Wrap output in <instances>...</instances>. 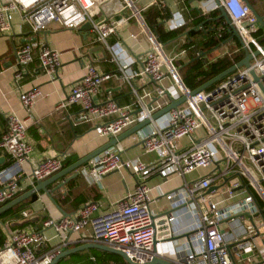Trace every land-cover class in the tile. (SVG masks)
Segmentation results:
<instances>
[{
	"label": "built area",
	"instance_id": "2783aa9c",
	"mask_svg": "<svg viewBox=\"0 0 264 264\" xmlns=\"http://www.w3.org/2000/svg\"><path fill=\"white\" fill-rule=\"evenodd\" d=\"M111 1L0 0V29L11 23L13 13H18L29 24L32 35L30 41L15 50L12 81L22 107L31 111L41 91L37 87L22 89L28 66L36 60L51 81L57 79L61 66L60 53L36 36L47 31L51 23L68 30H78L89 23L94 41L108 53L110 62L117 66L116 71L102 72L93 64H86L83 77L69 87L55 110L79 106L75 124H88L101 137H116L150 120L133 137L145 153L155 154L157 158L148 163L138 157L123 159L116 147H110L90 159L79 169L89 185L99 186L108 174L125 171L135 178L133 191L126 193L105 214L98 213V202L88 201L70 216L48 219L44 228H51L60 238V243L50 249L46 247L49 240L43 232L12 228L9 222H0L3 237L0 264H50L68 246V234L85 229L90 234L88 242L122 251L138 264L154 256L170 259L175 264H264V215L259 214L264 210V46L255 37L260 29L255 17L242 0H216L217 3L212 0L213 9L224 10L242 49L251 55L249 67L238 69L212 89L197 92L168 111L161 117H166L162 125L157 119L151 120L152 116L190 91L181 83L174 58L164 54L163 46L148 28H143L139 16L152 5L166 8L167 4L164 0H153L138 9L135 0H122L123 5L119 3L113 14L100 11L103 4ZM98 14L103 17L100 21L96 19ZM131 19L138 21L151 44L136 72L130 71L134 59L125 58L121 41L108 42ZM184 24L175 14L163 21L169 31ZM135 78L152 82L156 87L140 94L131 84ZM107 81L127 85L131 101L120 105L109 94L103 101L99 100L101 86ZM158 100L165 102L161 104ZM6 120L0 151L6 154L8 165L0 171V207L20 193L22 179L30 183L45 181L61 171L63 162L58 156H48L26 173L23 165L34 149L27 141L29 119L7 114ZM198 131L201 134L196 136ZM197 171L203 173L187 179ZM154 176L163 181L172 177L182 179L179 188L160 193L170 211L165 219L169 234L159 238L156 249L152 226L155 216L150 210L152 199L148 185ZM211 187L216 189L207 193ZM186 215L191 219V226L181 232L171 230L169 224ZM21 216L27 218L29 213L23 211ZM154 221L158 219L155 217ZM172 233L184 234L171 242L168 239Z\"/></svg>",
	"mask_w": 264,
	"mask_h": 264
},
{
	"label": "crops",
	"instance_id": "0c3cea01",
	"mask_svg": "<svg viewBox=\"0 0 264 264\" xmlns=\"http://www.w3.org/2000/svg\"><path fill=\"white\" fill-rule=\"evenodd\" d=\"M135 1L139 3L142 0ZM152 1L144 0L143 7L148 6ZM164 1L171 16L175 14V18H182L184 22L186 20L190 22L193 10L202 13L214 11V2L212 0ZM254 2L259 10L264 12V4L257 0H254ZM115 11V7L111 11L106 10L109 13L108 15L110 13L113 14ZM96 17L99 21L103 18H101L100 14ZM258 26L260 27L259 24ZM191 29L196 32L199 30L197 28V30ZM30 32L29 24L18 13H14L11 23L6 28L0 29V137L7 128V114H13L20 119H29L27 120V141L34 149L29 161L23 165L26 173H30L31 169L40 160L48 156H58L63 159L62 165L66 161H70L71 165L99 149L109 140V137L98 136L88 124H75V119L81 110L79 106L74 105L63 110H55V107L68 93L69 87L83 77L86 64H93L98 70L107 73L115 72L117 68L114 63L110 62L109 55L108 59L106 58V53L104 56L103 48L94 41L92 32L81 31L80 29L68 30L56 23H51L47 31L36 37L42 39L51 49L60 53L61 66L55 81L49 80L43 74L36 60L28 66L21 82L22 89L29 90L37 87L41 91V96L37 99L31 111L28 112L20 103L18 91L13 84L12 78L15 50L20 45L31 40L32 35ZM131 35H134L135 38H131ZM186 37L187 32L163 46L164 54L168 58L183 56V54H178V52L174 55L167 53V55L165 47L174 46L178 48L185 42ZM234 40L237 39H232L231 37L226 43L221 44L211 53H208L207 57L215 59L223 56L227 52V48L233 46ZM117 41H121L123 44L125 58L127 60L134 59V63L130 66V71H139L142 66L141 57L149 51L151 44L138 21L135 19L129 20V22L120 26L117 32L108 39L110 44H114ZM214 53L217 55L213 56ZM131 84L140 94L144 91H152L156 87L152 82L144 83L138 78L133 79ZM108 94L120 105L128 104L132 99L129 87L114 81H107L102 84L99 100L103 101ZM158 101L161 104L165 102L164 100ZM165 120L166 117H160L157 119V123L163 125ZM121 134L119 135L121 136ZM200 134L201 132L198 131L196 136ZM181 142L184 143L185 141L182 140ZM116 149L121 152L123 159L138 157L143 162L148 163L157 158L155 154L145 153L133 136L121 140L117 144ZM0 157L4 158L0 164L1 171L8 165V160L6 154L2 151H0ZM72 174L70 173L51 183L47 187L48 191L54 189L58 184L64 183ZM192 178L191 175L187 177L188 180ZM181 184L182 179L178 177L168 178L167 181H163L160 177L154 176L149 180L148 185L151 188L152 199L150 210L158 220L166 219L170 212L166 200L160 193H167L177 189ZM20 185L22 190L19 194H23L32 189L36 185V181L30 183L28 180L22 179ZM134 187L135 178L132 174L125 171L108 174L101 180L99 186L89 185L85 178L80 175L65 183L62 188L52 193L51 197L46 196L44 192L37 194L35 199L29 202L23 210L29 213L27 218L21 216L22 211L18 217L5 219L1 223L9 222L12 228H31L43 232L49 240L46 247L50 249L52 248L50 246L54 247L60 243V238H57L51 228H44L43 224L48 219L58 220L61 217L70 216L88 201L99 203V214L108 213L113 210L114 204L123 198L126 193L132 192ZM169 225L173 231H185L191 226V219L186 215L184 218L178 219L175 223H170ZM174 234L178 233L175 232ZM174 234L172 233L170 237H174V239H168L171 242L181 238L180 236H183L181 234L184 233L180 235ZM89 235L87 229L79 233L68 234V248L66 247L65 250L70 249V246L77 247L88 243ZM89 251L91 250L82 252L87 255ZM181 258V253H178V259Z\"/></svg>",
	"mask_w": 264,
	"mask_h": 264
},
{
	"label": "trees",
	"instance_id": "16d2710c",
	"mask_svg": "<svg viewBox=\"0 0 264 264\" xmlns=\"http://www.w3.org/2000/svg\"><path fill=\"white\" fill-rule=\"evenodd\" d=\"M257 1L264 4V0ZM248 2L259 16L264 17V12L259 10L254 0H248ZM170 16L171 13L167 7L161 8L154 5L141 12V17L145 25L154 35L157 42L162 46H166L168 43L176 40L180 35L187 32L185 42L177 48L178 54L182 52H184V54L179 58H174L173 64L178 69V74L182 83L189 91L199 88L244 58L245 53L239 40H234L233 46L228 47L227 52L223 56L217 57L215 59H209L207 57L208 53H211L214 49L219 47L221 44L226 43L228 39L232 37L226 22L222 17H220V12L218 9L208 13H202L193 10L191 12L192 17L190 22L186 20L182 27L171 31L166 30L163 26V21L170 18ZM191 28L199 30L196 32ZM255 37L257 42L264 46V30L260 28L256 32ZM106 58H109L107 53ZM217 84L218 83L209 87L208 89H212ZM69 165L70 161L64 162L61 170L68 167ZM19 195L21 194H18L16 197ZM34 199L35 196H32L1 215L0 222H3L5 219L11 217H18L19 214L25 209L27 204L32 202ZM1 244L2 234L0 232V245ZM71 247L74 248L73 246H70V249ZM57 264L127 263L116 255L91 250L87 255H85L84 252H79L65 257L59 260Z\"/></svg>",
	"mask_w": 264,
	"mask_h": 264
},
{
	"label": "water",
	"instance_id": "95a60500",
	"mask_svg": "<svg viewBox=\"0 0 264 264\" xmlns=\"http://www.w3.org/2000/svg\"><path fill=\"white\" fill-rule=\"evenodd\" d=\"M242 1L246 5V7L251 11V13L253 14V16L256 19V22L264 30V17L259 16L256 13V11L250 5L248 0H242ZM215 3H217L216 0H215ZM218 10L220 12V17H222L227 24V26L229 28V32L232 34V38H236L237 40H239L238 35H237L235 29L233 28V26L231 25V22H230L229 18L227 17L226 13L224 12V10L220 7L218 8ZM139 20H140V23L143 26V28L145 30H147V27H146L141 16H139ZM90 28H91L90 24L85 23L83 26H81L80 30L88 32V31H90ZM102 52L105 56L106 52L104 50H102ZM244 53H245L244 58L240 62L231 66L229 69L220 73L219 75L215 76L213 79H211L210 81H208L204 85L200 86L199 88H197L193 91H190L188 95L181 96L178 100L171 101L167 106H165L163 109L159 110L156 114H154L152 116L151 120H156V119L164 116L168 111L175 109V108H177V106L185 103L189 97L193 96L197 92L207 90L209 87L215 85L216 83H219L220 81H222L223 79H225L227 76L234 73L238 69H240L242 67L248 68L250 60L252 57L246 50H244ZM251 75H252L254 81L258 83V78L255 76V74L253 72H251ZM260 88H261V86H260ZM149 123H150V120H145V121L138 123L137 125L129 128L128 130L124 131L123 134H121V136L117 135L116 137H109V140L103 146H101L99 149H97L94 152L88 154L87 156L77 160L73 164L69 165L68 167L64 168L63 170H61L57 174H55L52 177H50L49 179H47L46 181L36 182V185L32 189L28 190L27 192L19 195L15 199H13L10 202L6 203L5 205L1 206L0 207V216L3 215L4 213H6L7 211L11 210L12 208L17 206L18 204L22 203L23 201L29 199L30 197L36 196L40 192H44L46 194V196L51 197L52 193H54L57 190H59L60 188H62L65 185V183H67L69 180L78 177L80 175L79 169L83 165H85L90 159L94 158L95 156H97L98 154H100L101 152H103L104 150H106L110 147H116L117 144L121 140H123L124 138H127L129 136H134L137 131L143 129ZM3 160H4V158L0 157V164L2 163ZM70 173H73V174L69 178H67V180H65L64 183L58 184L54 189L48 191L47 187L51 183L57 181L61 177L67 176ZM215 189H216L215 187H211L207 191V193H210L211 191H213ZM259 214L263 216L264 210H260ZM154 220H155V217L152 218V226H153L154 231H155L154 249H156V243L159 240V238L163 235H168L169 231H168V226H166V224H165L166 223L165 219L158 220L156 222ZM159 231H163V232L159 233ZM171 239H174V238H171ZM92 249L100 250L103 252H107L109 254L116 255V256L120 257L121 259H123L127 264H138V263H134L133 261H131L122 251H119V250H116L113 248H109V247H106V246L101 245V244L92 243V242L84 243V244L79 245L77 247L64 250L63 252L58 254L50 264H57V262L59 260L65 258V257H68V256L73 255V254L78 253V252L92 250ZM143 264H175V263H173L170 259H166V258L159 257V256H154L150 261L145 262Z\"/></svg>",
	"mask_w": 264,
	"mask_h": 264
},
{
	"label": "rangeland",
	"instance_id": "374dc122",
	"mask_svg": "<svg viewBox=\"0 0 264 264\" xmlns=\"http://www.w3.org/2000/svg\"><path fill=\"white\" fill-rule=\"evenodd\" d=\"M143 2H144V0H142L141 2H139V3H137V8L138 9H140L141 7H143ZM119 3L120 4H122V0H112L110 3H106V4H103V6H102V8H101V10L100 11H103V13H105V14H109L108 12H106V10L107 11H111L112 9H113V7H115V9L116 8H118V6H119ZM123 5V4H122ZM104 7H106L105 9H104ZM110 14H112V13H110ZM13 15H14V13L12 14V17H13ZM168 47V46H167ZM167 47H165V51H166V54L168 53V54H170V55H174V54H176L177 53V48L176 47H174V46H172V47H169V48H167ZM174 48H176V49H174ZM167 54V55H168ZM215 55H217V54H215L214 53V55L213 56H215ZM212 56V55H211ZM208 115V114H207ZM244 163L246 164V166H248V167H250V165H249V163L247 162V161H244ZM203 172L202 171H197L196 173H194L193 175H191L192 177H198V176H200L201 174H202ZM150 196H151V194H150ZM224 197H226V196H224ZM237 197L235 196L234 197V199H236ZM58 238V237H57ZM56 246V245H55ZM50 247H53V246H50Z\"/></svg>",
	"mask_w": 264,
	"mask_h": 264
}]
</instances>
